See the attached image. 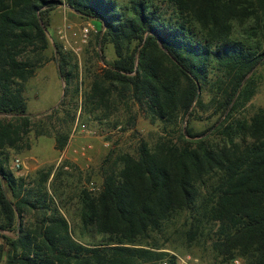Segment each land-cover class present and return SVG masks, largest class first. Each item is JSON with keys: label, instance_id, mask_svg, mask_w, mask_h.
Listing matches in <instances>:
<instances>
[{"label": "trees", "instance_id": "1", "mask_svg": "<svg viewBox=\"0 0 264 264\" xmlns=\"http://www.w3.org/2000/svg\"><path fill=\"white\" fill-rule=\"evenodd\" d=\"M61 1L0 0V237L7 264H175L157 239L168 240L171 227L188 247L207 233L220 262L264 264V110L244 114L264 64V0H63L99 22L98 47L110 42L116 54L93 76L81 110L100 121L137 106L164 126L198 111L218 116L201 133L181 129L179 141L160 135L153 146L141 140L135 154L107 155L99 189L79 193L81 232L99 236L90 244L74 238L49 191L52 168L39 171L33 186L6 168L7 152L28 147L35 126L25 84L48 62L46 16ZM52 60L65 85L57 113L77 65L57 45ZM74 121L66 111L64 122ZM69 134V126L54 132L58 151Z\"/></svg>", "mask_w": 264, "mask_h": 264}, {"label": "rangeland", "instance_id": "2", "mask_svg": "<svg viewBox=\"0 0 264 264\" xmlns=\"http://www.w3.org/2000/svg\"><path fill=\"white\" fill-rule=\"evenodd\" d=\"M118 1L126 3L129 0ZM164 7L162 5L166 16H169V10ZM46 20L49 48L45 55L48 62L36 70L35 75L25 84L24 91L27 113L35 126L33 125L32 131L28 134L26 140L28 147L20 152L14 150L7 152L9 158L6 168L16 178L25 179L32 186L39 178V171L52 168L47 182L48 189L53 192L55 189L56 201L61 213L70 224L74 238L84 244H90L97 241L99 236L91 232H81L79 193L83 188L90 191L99 189L102 182L100 167L107 155H111L113 161L122 152L135 154L141 140L153 146L160 135L179 141L181 129L187 127L192 134L201 133L212 128L218 116L211 117V111L204 113L198 111L188 122L187 118L185 120L179 118L176 125L164 126L158 121L152 122L145 111L132 106L129 112L124 107H119V110L113 111L109 118H102L100 121L95 119L81 110L83 95L88 92L93 76L115 60V49L109 42L103 50H100L96 39L101 29L99 22L75 14L63 0L55 10L47 14ZM56 45L70 57V66L77 65V71L74 72L75 77L68 88L65 105L60 107L57 113H52L54 109L57 110L65 94V85L58 75L57 62L52 60ZM258 81L257 92L245 107V116L253 114L258 109L264 110V64L258 68ZM75 88H78L77 93ZM201 95L203 101L208 102L211 95L208 86L203 87ZM66 111L75 113V121L72 125L64 122ZM99 116L101 118V113ZM68 126L69 140L72 143L70 157L63 158L58 163L61 152L55 148L54 132L65 130ZM83 129L85 131H81ZM213 130L211 129L209 134ZM36 131H40L41 134L37 135ZM75 148L77 154L73 152ZM81 148L84 149L80 150ZM16 160L20 162L18 168L15 166ZM63 162H66L63 170L57 171L56 168ZM54 174L57 178H53ZM27 219L28 217H25L23 220L27 221ZM179 225L180 222L176 227ZM174 230L175 227H171L167 231L171 234L168 240H165L166 236L157 239L159 244H162L159 251L174 256L175 264H180V259L187 256L196 261L193 262L194 264H230L233 260L245 264L241 258L220 262L210 250L211 240L207 233L192 247H188L185 240L179 238ZM7 253L8 246L0 237V264H7Z\"/></svg>", "mask_w": 264, "mask_h": 264}, {"label": "built area", "instance_id": "3", "mask_svg": "<svg viewBox=\"0 0 264 264\" xmlns=\"http://www.w3.org/2000/svg\"><path fill=\"white\" fill-rule=\"evenodd\" d=\"M81 131H85V129H83ZM15 166H16V168H18L20 166L19 160H16ZM65 169H67V168L65 167ZM193 262L195 263L196 261L192 260L190 256H187V257H184V258L180 259V264H194ZM161 264H167V261L164 260ZM230 264H239V261L238 260H233Z\"/></svg>", "mask_w": 264, "mask_h": 264}, {"label": "crops", "instance_id": "4", "mask_svg": "<svg viewBox=\"0 0 264 264\" xmlns=\"http://www.w3.org/2000/svg\"><path fill=\"white\" fill-rule=\"evenodd\" d=\"M71 143V140H69V143H68V145H67V147H66V149L63 151V152H61V154H60V156H59V158H58V160H57V162L59 163L63 158H68L69 159V157H70V148L72 147V143ZM73 143H75V142H73ZM84 148H81L80 150H83ZM76 148L74 149V153L75 154H77L76 153ZM57 163V164H58Z\"/></svg>", "mask_w": 264, "mask_h": 264}]
</instances>
